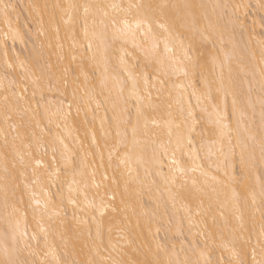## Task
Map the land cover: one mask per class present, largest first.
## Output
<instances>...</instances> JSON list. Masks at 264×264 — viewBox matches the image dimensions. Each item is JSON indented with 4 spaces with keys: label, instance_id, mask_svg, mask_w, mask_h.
<instances>
[{
    "label": "bare ground",
    "instance_id": "obj_1",
    "mask_svg": "<svg viewBox=\"0 0 264 264\" xmlns=\"http://www.w3.org/2000/svg\"><path fill=\"white\" fill-rule=\"evenodd\" d=\"M3 2L15 5L16 9L15 12L9 9L11 15L8 23L4 22L0 13V259H4L3 249L7 247L11 258L18 264H56V260L61 264H73L74 261L88 258L96 260L98 264H111L113 259H151L160 245L159 258L164 261L176 259L178 255L180 260L187 258L192 264H196V261L199 264H205V261L226 264L232 259L230 249L233 247L238 258L246 260L247 264H253V250L256 260H260V243L264 241L259 234L264 221L256 208L261 199L260 185L264 181V159L261 158L258 143L260 100L264 97L260 90V70L264 68L261 59L264 48L261 43L264 41V0H163L168 4L196 6L191 10L182 7L171 10L173 16L179 11V16L174 20L173 33L181 35L185 45L190 33L180 25L184 23L186 11H193L197 26L204 29L210 21L214 24L224 11L215 6H232L226 10L229 15L221 22L222 27L228 25L224 31V47L230 56L228 65L236 81L234 91L238 107L245 111L240 126L241 138L247 139L243 132L247 127L257 134V142L247 141L249 148L244 153L241 182L232 183L227 188L217 183L221 179L228 180L224 171L217 172V164L230 175H239V147L227 159L214 156L211 168L203 160L205 152H199L207 176L201 175L199 170L187 172L184 176L178 173L177 183L173 185L166 184L158 174L171 175V152L164 156L159 145L168 142L167 128L163 124L168 119V104H172L173 116L179 118L175 103L177 90L173 85L183 84L187 87L190 79L197 90L203 91L199 71L190 78L175 75L170 79L164 77L156 71L158 66L154 61L150 62V57H146L141 48L134 47L131 41H113L110 29L104 45L92 38L94 26L91 17L89 39L93 47L88 51V40L82 30L83 20L78 18L74 30L61 20L64 15L62 8L68 4L126 5L129 0ZM240 4L244 7L236 11L239 21L233 32L228 22L235 19L231 14ZM57 5L62 7L58 8ZM82 16L83 9H80L79 17ZM64 18L67 19V16ZM57 25L58 37L54 31ZM95 30L103 31L99 18ZM153 31L159 34L155 25ZM232 36L235 37V47L228 43ZM137 43L148 49L151 47L150 41H143V37H139ZM121 47L124 53L120 51ZM220 48L217 41L215 50L212 44L198 49V52L204 51L207 58L204 75L208 79H214V71L216 75L220 72L219 67L214 69L211 62L213 56L218 57V63L224 60V52ZM160 51L163 52L162 43ZM94 54L95 60L92 59ZM121 55L125 56L127 67L134 75L146 73L151 83L156 85L152 87L150 84L149 91L153 105L159 107H146L144 112L150 120L154 117L160 126L149 123L148 134L138 135L140 143L135 148L131 144L130 130L126 141L128 147L117 144V120L128 118L123 113L124 108L131 112L133 118L136 113V100L129 97L131 81L119 68ZM176 56L182 58L178 49ZM47 64L52 65L51 82L47 74L42 75V67ZM64 69H68L66 76ZM224 71L227 76L228 67ZM113 77L119 79L121 84L117 85ZM153 77L164 79L163 88ZM34 80L37 83H33ZM121 86L124 87L123 98L120 96ZM139 91L145 96L144 104H147L142 80ZM192 92L193 87H187L184 104L186 107L190 103L194 115L200 120L205 117L201 107L206 101L202 100L201 106H197ZM5 96L10 106L7 113ZM125 99L127 104L124 103ZM249 100L251 107L248 106ZM97 104L100 106L97 107ZM223 107L231 116V95L223 102ZM7 117L10 119L6 122ZM238 119L239 116L230 123L233 144L236 143ZM201 124L207 127L206 117ZM201 124H197V131ZM224 143L227 146V138ZM21 155L24 157L23 164L20 162ZM177 158L182 166H192L187 155L177 153ZM37 159L42 161L39 167L35 163ZM122 160L125 163H121ZM50 171L55 174L49 176ZM214 176L216 180H213ZM193 179L197 181L196 188L202 191L193 188ZM182 184L183 188L180 187ZM232 188L239 193L237 200L232 198ZM169 190L175 194V199ZM189 192L194 196H189ZM251 192L256 195L255 206L249 195ZM102 197L105 207L101 213L98 209ZM89 202L95 207H90ZM13 205L19 212L13 211ZM237 216L241 219L237 220ZM225 219L227 228H224ZM97 224L100 225L99 237ZM33 236L35 239H32ZM111 245H116L115 250ZM182 247L185 251H181ZM201 252L204 253L203 257Z\"/></svg>",
    "mask_w": 264,
    "mask_h": 264
},
{
    "label": "snow or ice",
    "instance_id": "obj_2",
    "mask_svg": "<svg viewBox=\"0 0 264 264\" xmlns=\"http://www.w3.org/2000/svg\"><path fill=\"white\" fill-rule=\"evenodd\" d=\"M56 7L60 8L62 6L57 5ZM185 10L194 9L196 6L191 4L184 5H176V4H168L167 2H153V0H147V2H132L129 0V3L120 4V3H110V4H91V3H83V4H68L66 8H62V12L64 15L61 16V20L66 26H70L75 28V25L78 23V18L83 20V34L86 40H88L87 50L91 51L93 44L92 40L89 39V18L91 17L93 30L91 32V36L94 39L100 41L101 45H104L108 38V31L111 30V36L113 41L115 40H123L125 43L129 41L132 42L134 47L141 48L142 51L145 52L146 57H150V62L154 61L158 66L156 71L159 72L162 76L170 77L172 75L175 76H183L184 78L194 77L199 71L200 74V84L202 85L203 91L197 90L191 83L189 79V84L187 87H193L192 95L197 99V106H201V101H206L204 106L201 107V112L205 114L206 117V125L201 124V121L205 119V117H201L200 120H197L194 115V110L192 105L189 103L185 107L184 104V96L187 92V87L183 84H174L173 88L177 90V95L175 99V103L178 107L179 118L173 116L171 111L172 104H168V119L163 121L164 126L167 128V136L168 142L167 144L161 142L159 147L163 150L164 156L169 155V151L171 152L170 156V165L169 172L170 176H165L162 173H158L161 175V178L164 180L166 184H176L177 183V174L179 173L181 176L187 174V172H196L200 171L201 175L207 176L208 172L204 170L202 158L199 156V152L204 151L205 156L203 157L204 161H207L208 167L211 168L213 164V157L215 156L219 159L221 156L227 159V156L230 154H234L235 149L237 147L240 148V160H241V172L239 175H230L228 171L221 169L217 164V172L224 171V176L228 177L227 181L223 179L218 180L217 183L224 184L227 188L232 183L241 182V178L244 173V153L249 148V144L247 141L257 142V134L253 133L250 128L245 127L243 132L247 135V139H242L240 134V126L243 124V117L245 116V111L242 108L238 107L237 98L235 95L236 81L232 76L231 67L228 65V61L230 60V56L227 52H225V41H224V31L227 30L228 25L221 26V22L224 20L225 16H228V12L226 11L228 8L232 7L231 5H217L216 8H221L224 11L221 12L220 16L217 18V21L213 24L211 21L208 24L207 28L201 29L197 26V18L193 11H186L184 16V23L180 25L181 28L185 29L190 33V38L188 44L185 45V41L181 38V35H174L173 29L175 27L174 20L177 16H179V11L176 12V15L173 16L171 10H179L180 8ZM199 7L203 8V5ZM244 7L242 4L236 5L234 11L232 12V17L235 19H229V25L232 26V31H235L236 26L238 25L239 18L236 17V11L240 8ZM12 12H15L16 6L10 3H4L3 0H0V13L3 14L4 22H9V16ZM80 9H83V16L79 17ZM67 16V19L64 18ZM97 18H99V25L102 26L103 31L97 32L95 30V25L97 24ZM207 18V17H205ZM153 25L159 29V34L153 31ZM54 31L57 33V37L59 35V26H54ZM43 35V32H41ZM198 35V38H197ZM139 37H143V41H150L151 47L150 49L142 47V44L137 43V39ZM219 42L221 45L220 51L224 52V60L218 63V57H211V62L213 64V68L215 69L217 66L220 69L218 75L213 72L214 79H208L204 75V70L206 68L207 58L205 56L204 51H199V48H203L205 44H212L213 50H215V43ZM163 44V52L160 51V44ZM228 43L233 44L235 47V37L232 36ZM264 44V41L261 42ZM75 42L73 47H75ZM179 50L182 58H178L176 56V50ZM120 51L122 53L125 52L123 47H121ZM198 52V54H197ZM130 55V53H125ZM73 60L76 59L75 56L72 57ZM93 60L96 59L95 54L92 57ZM106 59V58H105ZM262 62H264V48H262ZM9 68L12 65H8ZM225 67H228V74L225 76ZM51 64H47L42 67V75L47 74L48 79L51 82L52 73H51ZM119 68L127 74V80L131 81V89L129 91V97L135 98L136 100V113L133 118L131 112L125 107L123 113L128 117L125 120H117V137L119 138L117 144H124L127 148L128 144L126 141L128 140V132L131 131V144L133 148L139 145L140 141L137 139L138 135L143 133L144 135L148 134L149 131V123L155 125L157 127L160 126V123L153 117L151 120L149 116L145 114L144 108H152L159 106H154L151 101V92L149 91V85L152 87H156L155 84H152L148 74L141 73L139 76L134 75L129 68L127 67V62L125 60V56L121 55L119 58ZM82 71V69H81ZM105 71L107 72V67H105ZM68 72V69H64L65 76ZM83 74V72H82ZM260 90L264 93V68L260 70ZM85 79L88 77L85 75ZM116 81L117 85L121 84V81L116 77H113ZM153 80H158L161 88L164 86V79H160L159 77H153ZM142 80L144 85V92L147 94L148 103L144 104L145 96L140 94L139 84ZM33 83H37L36 80ZM66 83V80H65ZM125 84L127 81L124 82ZM51 91V88L49 89ZM251 91V89H249ZM124 87H120V96L123 98ZM63 94V93H61ZM35 95V93H34ZM171 96V93H169ZM232 96V113L231 116L227 114L223 107V102L227 99V97ZM6 102V113L9 110L10 106L8 105V97H4ZM22 99V97H21ZM43 99V96L41 97ZM127 99L124 100V103L127 104ZM51 103V101H49ZM261 111H260V127H259V147L261 152V158L264 159V97L260 100ZM100 105L97 104V107ZM249 107H251V101L249 100ZM237 136L236 143L233 144L230 133L232 131L230 127L231 120L237 119ZM10 119V117L6 118ZM114 119H117L114 116ZM141 121H143V127H141ZM121 124H123V130H121ZM197 124H201L200 130L197 131ZM15 127V126H13ZM227 138V146L224 141ZM95 142V141H94ZM63 144V140L60 141ZM197 144H199V148H197ZM218 146V147H217ZM215 149V150H214ZM55 151V150H53ZM177 153H181V155H187L189 160L191 161V167L186 168L182 166V162L177 158ZM29 155H31L29 153ZM155 158V153H154ZM54 159V158H53ZM109 159H111V153L109 154ZM21 164L24 163V157L20 156ZM36 165L39 167L42 165V161L37 159L35 161ZM121 163H125V161H121ZM7 171V169H5ZM35 175V171L33 173ZM55 173L50 171L49 176L54 175ZM95 173H93V176ZM213 180H216V177H213ZM95 184V181L93 180ZM186 183V181H185ZM193 188L196 191H202L201 189L196 188L197 181L195 179L192 180ZM99 187V185H95ZM181 188L184 185H180ZM172 198L175 199V194H171ZM215 191V189H214ZM233 200H237L239 198V193L235 188L231 189ZM189 196H194V193L189 192ZM252 197V205L255 206L257 203L256 195L254 192L249 193ZM6 196V207H7V193ZM260 203L259 207L256 208V211L260 212L261 220L264 221V181L261 182L260 185ZM87 201V197H85ZM39 203V202H37ZM247 200H245V204ZM90 207H95L92 202H89ZM105 205L103 204V197L101 198V206L98 209L99 211H103ZM13 211L19 212V209L13 205ZM115 211V209H113ZM223 217V213H221ZM95 220V217L93 218ZM237 220H240L241 217L237 216ZM19 221H17V225ZM228 227V222L225 219L224 228ZM243 227V224L240 225ZM100 234V225L97 224V237ZM260 239L264 241V223L261 224L260 228ZM35 239V236L32 237ZM111 243V242H110ZM113 250H115L116 245H111ZM227 247V245H224ZM175 246H173L174 250ZM158 251L152 254V258H145L143 261H136L129 258L127 261L124 260H111V264H192V261L185 258L184 260H180L179 256H176V259L168 258L167 261L161 260L159 258V250H161V246H157ZM181 251H185L182 247ZM232 253V259L228 260L226 264H247L246 260L238 258V254L235 251V248L230 249ZM50 252L52 250L50 249ZM151 252V249H149ZM4 259H0V264H18L16 260H13L9 254V250L7 247L3 249ZM204 253L201 252V256L203 257ZM260 255L261 259L256 260V252L253 250V264H264V242L260 243ZM53 259L55 260V254L53 252ZM56 264H61L59 260H56ZM73 264H98V262L92 258H88L85 261H74ZM196 264H199V261H196ZM205 264H210L209 261H205Z\"/></svg>",
    "mask_w": 264,
    "mask_h": 264
}]
</instances>
